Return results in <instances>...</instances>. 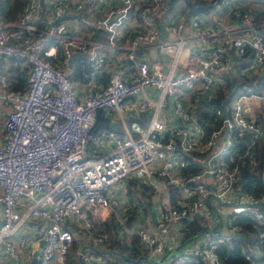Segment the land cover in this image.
<instances>
[{
  "label": "built area",
  "instance_id": "built-area-1",
  "mask_svg": "<svg viewBox=\"0 0 264 264\" xmlns=\"http://www.w3.org/2000/svg\"><path fill=\"white\" fill-rule=\"evenodd\" d=\"M213 6L229 7L242 26L218 33L197 16L186 20L164 9L165 0H25L17 18L0 15V61L19 62L26 77L15 88L0 73V259L6 255L13 264H26L31 239L13 235L28 216L36 220V235L43 241L35 264H66L74 242L79 264H106L93 252L109 241L105 223L112 214L115 236L137 237L158 264H185L193 255L210 264L219 244L242 233L236 217L245 214L264 225V186L261 194L241 187L235 164L241 156L236 142L249 133L254 144L262 132L245 103L249 94H235L226 117L224 108H216L221 122L207 133L183 101L187 94L194 108L202 107L216 94L229 65L227 48L244 59L234 67L236 74L264 70V22L256 23L241 0H216ZM158 14L167 30L162 39ZM83 19L87 31L79 28ZM187 24L192 45L208 42L210 47H200L196 63L177 73L189 39L183 36ZM126 26L132 31L123 42ZM95 29L103 37H96ZM151 48L168 57L166 70L145 58ZM77 52L85 54L88 65L86 91L82 78L77 83L72 75ZM146 88L155 89L158 100L138 98ZM165 99L172 104V119L152 116L146 127L133 121L125 132L97 125L100 111L120 117L156 114ZM262 176L264 181V171ZM127 181L161 193L153 229L127 223L131 206L114 194V187ZM183 219H196L208 229L184 247L167 250L172 224L179 231Z\"/></svg>",
  "mask_w": 264,
  "mask_h": 264
},
{
  "label": "trees",
  "instance_id": "trees-1",
  "mask_svg": "<svg viewBox=\"0 0 264 264\" xmlns=\"http://www.w3.org/2000/svg\"><path fill=\"white\" fill-rule=\"evenodd\" d=\"M178 1L179 0H165L164 9L172 11H185L188 9V14L195 16L211 9L216 0H186V7L184 10H174V5L178 3ZM257 2L258 4L253 8L251 7V9L243 5L242 7L243 10L248 12L255 22L259 24L264 22V0H258ZM24 3L25 0H0V15L5 19L13 20L17 18V16L22 11ZM95 36L103 37V32L101 29H95ZM234 62H236L235 64L239 62L238 65H240V60L238 58H234ZM88 71L87 62H85L83 59H78L74 64L72 74L77 78L87 79L86 75L88 74ZM17 74L20 80L25 81V79L21 78L25 77V73L22 70H19ZM237 75L238 76L233 78L225 77L223 75L224 83L217 89L216 94L212 96L209 101L205 102L202 107L199 106L195 110V116L206 133L221 122V118L216 117L215 110L218 107L224 108V105L229 106V101L232 97H229L228 93L235 83L238 84L236 91L237 95L241 93H248L249 95H262L264 91V75ZM225 85L226 90L223 89V86ZM103 114L104 112H98L96 118L97 125L109 127L108 123L104 122L105 120L103 118ZM257 117V121L262 125V132L261 134H258L256 137L257 142L254 144H250L249 133H246L236 142L235 148L237 149L238 153L241 154V156L235 159V164L238 166L240 173L241 187L255 194H261L263 192L264 186L262 176V172L264 171V110H262ZM174 199L175 191L172 189L171 204L175 203ZM235 222L237 225L242 227V233L248 236V240H244L242 237L234 235L231 241L219 244L217 248H215L210 254V264H250L252 261L264 260V225L258 224V222H256L253 218L245 214L236 217ZM180 223V239L178 245L176 246L180 248L184 247L186 244H189L197 236H199L201 232H204L206 229H208L207 227L200 224L196 219H183L180 221ZM112 228H115V222L112 225ZM114 235L115 234L113 233V237L116 238L117 236ZM111 239L112 238L110 237L109 241ZM136 240H138L137 237H135V239H130V243H127L129 240H126L122 237H117L115 240H113L114 244L116 245V252L114 254L107 255L105 253L98 252L96 249L93 254L104 257L106 264H158L157 261L153 260V258L145 260L142 258L138 259V256L136 257L135 255L123 256V253H127L126 251L124 252L125 248L130 251V249H134L135 246H137V244L134 243ZM109 241H107V244ZM256 241L259 242V245L255 248L259 250L260 256L252 259L250 252H244L243 248L248 244L253 245ZM137 242L140 244L139 240ZM97 247L99 248L102 246ZM75 248L76 245L74 242L70 250L67 252V264H79L78 261L72 256ZM245 253H248L250 258L247 259ZM185 264L205 263L204 260L193 255Z\"/></svg>",
  "mask_w": 264,
  "mask_h": 264
},
{
  "label": "crops",
  "instance_id": "crops-1",
  "mask_svg": "<svg viewBox=\"0 0 264 264\" xmlns=\"http://www.w3.org/2000/svg\"><path fill=\"white\" fill-rule=\"evenodd\" d=\"M257 1L258 0H241V4L243 6H246V7L251 9V7L253 8L254 6H256L258 4ZM185 7H186V0H179L178 3H176L174 5V10L175 9H183L184 10ZM170 11H172V10H170ZM172 12H174L176 15L178 14L181 16L182 15L185 16L186 20H188L189 17L192 16V15L188 14V12H189L188 9H186L185 11L175 10ZM162 16H163V14H158V16H157L158 26H159V24H165L164 19H162ZM195 16L199 17L200 23L202 26L207 27L210 30L217 31L218 33H220L222 30H227V29L228 30H238L242 26L241 24H239L238 19H235L231 16L229 7L215 8L214 6H212L211 9H209L203 13L197 14ZM84 22H85L84 19L80 20L79 28L87 31L88 30L87 25ZM131 31H132V29L130 27L126 26V29H125L126 35H125V38L123 39V42H127L129 40ZM183 36H185L189 39H188V41L184 42L183 47L181 49L179 59H178L179 66L177 63V67H176L177 73H180L189 64L193 65L196 63V51L200 47H203L204 50H206L210 47L208 42H204V43L201 42L199 45L196 44L195 46L192 45L191 39L193 37V34H192V30H191L189 24H187V26L183 32ZM77 54H79V55L74 60H72L74 63H76V61L78 59H83L86 62V58H85L84 53L77 52ZM226 55L228 56V58L230 60H229V65L226 67L223 75L225 77H230V78L238 76L234 71V67L238 66V63H239L238 62L237 64H235L236 62H234V58H238V57L233 52L232 48H227ZM144 56L149 61L161 62L163 70L167 69L168 61H169L168 57L166 55L161 54L156 48H151L148 51V53L145 54ZM238 59L240 60V66H242L244 64V60L240 59V58H238ZM19 70H21L20 63L15 61V60L4 59V60L0 61V73L7 74L8 78L10 77L11 81L13 82V85L15 86V88H21L25 84V81H22L18 78L17 72ZM259 74L264 75V70L261 69V72ZM226 75H228V76H226ZM73 77L75 78L74 80H78L75 82H77V83L80 82V79L75 77V75H73ZM21 78L26 79V77H21ZM81 81H82V90L83 91H86L87 89L90 88V85H87L85 83L84 79H81ZM236 95H233V96H236ZM145 96H149L152 100L156 101L159 98V93L153 88H146L145 90H143V92H141L139 94L138 98H144ZM248 96L249 97L245 98V103L250 107L249 100H252L254 102L255 107H254V109H252L250 107V110H251V114L253 116L257 117L258 114L262 110H264V96H258V95H254V94L248 95ZM183 101L187 105L190 115L195 116V110L197 108H194L195 105L193 104V100L191 98H189V95L185 94V96L183 97ZM172 111H173V108H172L171 102L168 99H165L162 106H160V109L156 112V114H153L152 110H148V111L141 112V113H132V112L130 113L129 112L126 114H122V116L120 117V115L117 112L110 111V112L103 114V118L105 120L104 122L108 123V126H109V124L112 125L111 128H114L120 132H125V130H130V124L133 121L138 122L141 127H146L152 116H156V117H158V119H161V120L172 119L174 117ZM144 186H148V185L136 183L134 181H127L125 183L118 184L116 187H114V194H115V197L119 200V203L122 202L124 204H129V206H131L128 213H129V216H133L135 218V223L133 222L130 224H132L134 226L136 224L137 225L138 224H144L151 230V229H153L152 224L154 223L155 215L160 210L161 193L156 192L154 189H152L149 186H148L149 188L144 187ZM144 189H149L153 193V197L150 200L151 203H149V204L143 203L140 206L138 200L134 197V195H128V193L129 194L130 193H136L137 191H140V190L143 191ZM122 194H125V197L127 200L126 199H125V201L122 200ZM135 209H136L135 212L130 213L131 210H135ZM1 210L2 209H1V204H0V223L2 220ZM29 217L30 216L26 217L24 223H22L17 228V230L15 231V233L13 235L14 238H24L27 240L31 239V242L28 246V249L26 250V258H25L26 264H30V262L33 259H36V255L39 253L40 248L43 244V243H41L42 240H39L37 238V235H36V220H34L33 218H29ZM140 222H143V223H140ZM116 238H114L112 236V239L109 241V243L107 245L99 247V248L95 247V249L98 252L105 253L107 255L108 254H114L116 252V245L114 244L113 240H115ZM132 239H135V237ZM179 239H180V232L178 231V227L176 224H172L170 231H169V239H168V242L166 244L167 250L169 248L177 246L179 243ZM126 240H129L127 243H130V239H126ZM137 241L138 240H136V242H134L135 244H137V246H135L134 249H130V251H129L127 248H125V249L123 248L124 252L125 251L127 252V253H123V256L135 255L136 257L138 256V259L142 258L145 260H148L149 258H151L148 256V254L144 250V248H142V246L140 244H138ZM75 245H76V243H75ZM248 246H250V245L248 244ZM73 255H74V252H73ZM250 255H251L252 259H254L257 256H260L259 250L255 247L251 248L250 249ZM73 258L75 259V256H73ZM253 262H255V261H253ZM0 264H13V262L9 257L4 255L0 259Z\"/></svg>",
  "mask_w": 264,
  "mask_h": 264
},
{
  "label": "rangeland",
  "instance_id": "rangeland-1",
  "mask_svg": "<svg viewBox=\"0 0 264 264\" xmlns=\"http://www.w3.org/2000/svg\"><path fill=\"white\" fill-rule=\"evenodd\" d=\"M226 90V85L223 86ZM249 105L252 109H254L255 107V104L252 100H249ZM2 118L0 117V127H1V122H2ZM144 187H147L149 188L148 186H144ZM128 195H134V197L138 200L140 206L145 203V204H149L151 203L150 200L152 199L153 197V193L149 190V189H144L143 191L140 190V191H137L136 193H128ZM126 197H125V194H122V200L125 201ZM127 200V199H126ZM240 208H237V210H239ZM135 210H131L130 213L132 212H135ZM110 215V214H109ZM115 222V217L113 216V214L110 216L109 220L106 221L105 225H106V231L107 233L112 237L113 236V233H114V229L112 228V225L114 224ZM135 223V218L133 216H129V213H128V221L127 223L130 224V223ZM140 223H143V222H140ZM82 231H79L78 232V235H81L82 234ZM80 233V234H79ZM107 245V244H105ZM104 245V246H105ZM252 248V247H251ZM254 251V250H253ZM74 256V255H73ZM67 260H68V253L66 254V264H67ZM254 264H258V261H255Z\"/></svg>",
  "mask_w": 264,
  "mask_h": 264
},
{
  "label": "water",
  "instance_id": "water-1",
  "mask_svg": "<svg viewBox=\"0 0 264 264\" xmlns=\"http://www.w3.org/2000/svg\"><path fill=\"white\" fill-rule=\"evenodd\" d=\"M64 17H65V16L57 17V18H55V20H59V19H62V18H64ZM159 27H160V31H161L159 37L162 39L163 37L166 36V34H167V30H166L164 24H159ZM78 55H79V54L74 53L72 60H74ZM237 88H238V84L235 83L234 86L231 88V90H230L229 93H228L229 97H232L233 95L236 94ZM226 116H227V106L224 105V117H226ZM109 127H112V125L109 124ZM237 235L240 236V237H242L244 240H247V236H246L245 234H243V233H241V232H237ZM41 243H43V241H41ZM35 262H36V259H33V260L30 262V264H35ZM204 263L207 264L206 261H204Z\"/></svg>",
  "mask_w": 264,
  "mask_h": 264
}]
</instances>
